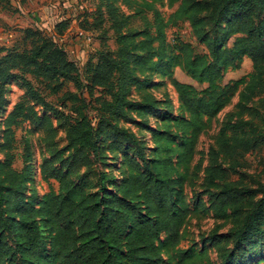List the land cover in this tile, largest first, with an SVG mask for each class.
I'll return each mask as SVG.
<instances>
[{
  "label": "trees",
  "instance_id": "1",
  "mask_svg": "<svg viewBox=\"0 0 264 264\" xmlns=\"http://www.w3.org/2000/svg\"><path fill=\"white\" fill-rule=\"evenodd\" d=\"M98 2V14L90 13L110 24L117 47L102 40L97 59L84 67L86 84L78 79V64L44 30L23 29L11 47H0V264H169V251H175L177 264H186L205 253L206 246L200 253L180 248L191 214L186 173L206 120L216 118L237 94L236 112L208 152L204 193L221 221L208 241L216 247L218 264H261L264 182L249 186L240 170L245 157L264 146V0H169L170 6L179 3L176 12L165 21L153 10L141 32L128 29L129 18L110 0ZM179 22L189 23L206 53L179 37L168 42L166 29ZM69 23L57 24L56 35L63 37ZM244 57L251 59L252 72L225 84L224 74L240 69ZM161 63L207 86L198 90L173 81L180 113L173 115V104L165 100L164 123L152 131L154 147L147 155L144 141L118 122L129 120L135 106V72H151ZM69 82L89 92L96 123L83 110L86 98L66 91ZM13 83L25 96L3 117ZM44 93L62 94L60 106ZM27 123L43 134L49 155L40 167L49 191L39 201L34 192L28 196L33 180L28 143L22 169L14 166L16 132ZM60 129L66 139L62 149L56 141ZM104 148L125 158L123 169L118 176L96 173V188L90 189L93 157L103 165ZM82 168L87 171L79 176ZM226 223L229 229L221 232Z\"/></svg>",
  "mask_w": 264,
  "mask_h": 264
},
{
  "label": "rangeland",
  "instance_id": "2",
  "mask_svg": "<svg viewBox=\"0 0 264 264\" xmlns=\"http://www.w3.org/2000/svg\"><path fill=\"white\" fill-rule=\"evenodd\" d=\"M25 1L27 2V0H0V13H3V17L14 19L17 16L14 3L21 2L23 4ZM40 1L37 3L34 2V4L29 2L26 5L28 8L37 9L41 4L46 5L48 3L52 5L53 3V0ZM110 2L115 4L120 11L129 18L128 29L134 32L143 31L146 27V21L153 20V10L159 11L163 19L167 21L169 17L176 12L179 5V3H177L174 6H170L169 0H132L129 4L124 3L122 0H110ZM66 3L67 6L65 8L63 7V9L65 10V14L69 17H65L62 21H70V23L64 36L60 37L56 35L55 28H52L53 25H55L53 24L54 22L52 25L47 21L48 25L47 27H44L46 28L44 30L53 36L58 44L65 48L70 59L78 64V79L83 84H86L84 67L90 58H94V60L97 59L98 52L102 50V40H105L112 50H115L117 46L114 34L109 29L110 24L107 22H100L99 16H96L99 8L98 0H69V2L67 1ZM149 5H151L152 8H149ZM96 7H98L97 10ZM91 11L97 14L93 15L90 13ZM0 19V21H3L1 26H4L3 24H6L5 19ZM94 23L98 24L95 25ZM39 26H41L40 30H42L43 26L41 23H39ZM2 29L3 27H0V33ZM16 30L18 31L19 29L11 24L9 27L5 28V33H15ZM79 31H88L92 34L93 40L90 43H87L83 39H80L77 34ZM166 33L168 42H172L174 38L179 37L180 39L191 43L196 48L197 52H207L205 47L198 43L188 22H179V25L176 27L170 25L166 29ZM5 40L6 39L3 41ZM15 40H11L10 44H6V46L3 41L0 40V47H11ZM233 42L234 38L230 40L229 46H232ZM252 69L251 59L244 57L240 69L236 71L229 70L224 74V83L226 84L231 81H237L250 74ZM166 70L165 64L161 63L151 72H135L136 82L131 88V98L135 106L129 111V120L118 122L119 126L129 129V131L135 133L139 139L144 141L145 147L147 148V155H150V151L154 147L152 131L161 128L164 123V113L166 110L164 106L165 100L167 99L173 104V109L171 110L173 115H178L180 113V110L178 111L180 104L178 101V95L173 87V81L177 80L182 83L191 84L198 90H203L207 86L193 80L179 67L173 68L172 72ZM138 85L140 86L138 87ZM9 91L10 92L7 95L9 103L3 117H5L7 113L10 112L25 96V90L15 83L9 86ZM66 91L78 93L86 98L87 105L83 106V110L91 118L93 123H96L95 106L90 103L91 97L86 88L80 87V89H77L72 82H69L66 85ZM44 94L49 103L55 107L60 106V97L62 94ZM97 95L98 94L95 92V96ZM147 96H150V98ZM238 98L237 94L232 102L216 118L206 120L205 132L198 139L196 156L186 173L185 195L186 200L191 207V214L182 230V242L180 248L186 249L193 247L197 253H200L205 246L208 248L205 253H200L192 260H189L186 264L220 263L216 247H211L208 241L211 231H213L221 221H219L214 215L210 207L208 195L204 193L205 170L209 163V149L216 145L220 129L229 117L236 112ZM67 105L68 107H71L69 102ZM61 110L64 109L61 108ZM64 111L67 112L68 110L66 109ZM43 113L44 112L41 111L40 114L45 115V113ZM47 114L53 116L49 112H47ZM3 119L4 118H2V120ZM2 131L3 128L0 129V142H2ZM16 136V145L13 151L15 154L14 166L18 170L22 169L24 147L25 144L28 143L29 153L32 155L31 163L33 167V180L28 183V196L30 197L34 192V201H39L49 191L48 184L42 180L40 175V167L42 163L45 159L49 158L43 134H41L40 130L35 129L31 124L27 123L23 128L17 130ZM56 141L59 149L66 146L65 132L63 129L59 130ZM103 151L105 157L103 165L93 157V169L88 175V179L91 182L90 189L96 188V173L108 170L113 175L118 176L120 175V169H123L122 164L123 159L125 160V158L121 155L115 157L113 149L104 148ZM3 158V154L0 152V160H3ZM86 171L85 168L80 169L79 176ZM179 171L180 173L185 174L183 167H179ZM240 173L246 177L245 181L249 186L254 187V183L257 181L264 182V146L260 150L250 153L245 157L244 167L240 170ZM72 177L76 180L78 179V175L74 173L72 174ZM235 179H240L239 175L236 176ZM52 184L55 188H58V184L55 181H53ZM229 227L230 223H226L221 232H226ZM261 246L264 245L262 244ZM261 248L264 249V247ZM263 255L264 253L259 254L260 257ZM165 257L169 264H177V260L173 259V257H175V251L173 253L172 251L166 252ZM261 264H264V262Z\"/></svg>",
  "mask_w": 264,
  "mask_h": 264
},
{
  "label": "crops",
  "instance_id": "3",
  "mask_svg": "<svg viewBox=\"0 0 264 264\" xmlns=\"http://www.w3.org/2000/svg\"><path fill=\"white\" fill-rule=\"evenodd\" d=\"M38 1L40 0H27V2L25 1V3L23 4L21 2L14 3L17 14V16L14 19H10V18L8 19L6 17H3V13L2 14L0 13V18H3V20L6 18L5 19L6 24L4 23L3 24L4 26H1V23L3 21H0V27H3L0 33V40L3 41L4 39H6L5 41H3L5 46L6 44L9 45L11 40L14 41L15 38L18 37V35L21 33L23 29L29 27L40 29L41 26H39V23H41V25L43 26L42 30H44L46 29L44 27H47L48 23L52 24L53 22H54L53 24L55 25L52 24L53 25L52 28H55L57 24H59L62 20L65 19V17L67 18L69 17L67 16V14H65V10L63 9V7L65 8L67 6L66 2L67 1L69 2V0H55V1L53 0L52 5L48 3L46 5L41 4L37 9L28 8L26 5L29 2L34 4V2L37 3ZM11 24L15 25V28L19 30L18 31L16 30L15 33L14 32L5 33L6 32L5 28L9 27Z\"/></svg>",
  "mask_w": 264,
  "mask_h": 264
},
{
  "label": "built area",
  "instance_id": "4",
  "mask_svg": "<svg viewBox=\"0 0 264 264\" xmlns=\"http://www.w3.org/2000/svg\"><path fill=\"white\" fill-rule=\"evenodd\" d=\"M77 34L80 39H83L87 43H90L93 40L92 35L85 33L84 31H79Z\"/></svg>",
  "mask_w": 264,
  "mask_h": 264
}]
</instances>
